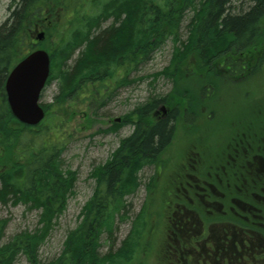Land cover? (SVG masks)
I'll return each mask as SVG.
<instances>
[{
	"label": "trees",
	"instance_id": "obj_1",
	"mask_svg": "<svg viewBox=\"0 0 264 264\" xmlns=\"http://www.w3.org/2000/svg\"><path fill=\"white\" fill-rule=\"evenodd\" d=\"M8 10L0 23V204L36 211L38 220L34 230L6 238L8 220L0 219V264H14L20 256L29 264H144L141 255L159 262L150 238L152 212L146 206L115 246L118 224L129 219L126 200L139 189L144 168L162 165L160 157L179 125L191 127V118L206 116L204 93L224 83V68L231 64L238 70L242 64L236 61L253 59L264 43V0H250L246 6L235 0H11ZM189 13L187 38L180 41ZM39 28L44 39L36 43ZM168 40L174 49L158 77L172 85L170 93L150 98L120 121V126H133L131 135L119 142L107 163L93 169V195L67 233L60 255L40 261L39 249L66 209L77 178L63 166L62 120L52 111L80 96L94 98L97 84L106 94L114 82L118 87L135 82L130 74ZM38 48L49 53L46 86L55 80L57 93L52 103L41 104L44 119L31 127L11 114L4 86L10 70ZM188 77L200 85L180 87ZM159 106L170 110L160 121L153 115ZM154 178L148 190L154 188Z\"/></svg>",
	"mask_w": 264,
	"mask_h": 264
},
{
	"label": "flooded vegetation",
	"instance_id": "obj_2",
	"mask_svg": "<svg viewBox=\"0 0 264 264\" xmlns=\"http://www.w3.org/2000/svg\"><path fill=\"white\" fill-rule=\"evenodd\" d=\"M258 48L252 60L236 61L238 70L226 66L223 78L250 97L258 122L216 143L185 141L170 158L178 171L156 174L166 206L151 229L159 262L150 264H264V43ZM169 112L153 115L160 121Z\"/></svg>",
	"mask_w": 264,
	"mask_h": 264
},
{
	"label": "rangeland",
	"instance_id": "obj_3",
	"mask_svg": "<svg viewBox=\"0 0 264 264\" xmlns=\"http://www.w3.org/2000/svg\"><path fill=\"white\" fill-rule=\"evenodd\" d=\"M249 2L250 0H235L236 5L242 3L246 6ZM10 3L11 0H0V23L9 16ZM190 15L189 13L181 24L180 41H185L187 38V24ZM55 40L56 36L55 39L54 36L50 38L51 42ZM45 43L44 46L47 44ZM173 46L174 44L168 40L154 52L146 64L138 68L136 73H131L129 79H136L135 82L119 87V84L114 82L112 87L107 88L106 94L103 93V90H99V84H97L98 90L94 98L85 100L84 96H80L69 106L52 111L53 115L62 120L60 127L65 146L62 153L63 166L75 171L77 178L74 183L73 194L67 200L66 209L56 220V225L39 249L40 261L48 262L60 255L67 233L77 226L81 219L82 208L93 195L95 188V180L91 176L93 169L107 163L119 147V142L131 133L133 129L131 124L120 126L118 122L126 120L125 118L130 113H133L139 106L148 103L150 98H163L170 93L172 85L163 77H158V74L168 67ZM199 85L198 79L188 77L179 86L196 89ZM238 86L236 87L238 88ZM236 87L234 89L220 82L216 88H206L208 89H205L206 92L204 93V96L208 95V99L206 102L204 101L206 116L198 119L196 117L191 118V127L179 125L174 133L170 148L166 152L167 159H163L160 166H149L141 171L139 189L126 200L127 204L130 205L129 219L118 224L114 235L116 247L127 236L132 227V221L143 210L144 206L147 207V212H152L150 223L154 226L160 225L165 214L163 208L166 205L162 206L161 200L155 194L159 184L156 174L160 170V177H164L168 173L178 171L177 165L173 167L170 158L177 155L185 143H216L222 135L223 141L225 135L243 129L249 122L253 124L258 122L250 97L243 98L238 91L240 89ZM218 88L219 90H217ZM56 93L57 82L53 80L43 89L40 103L49 105ZM159 107L156 109L157 112ZM208 112H213L211 119H208ZM159 113L161 114L160 111ZM131 119L134 121L133 118ZM115 128H117L116 131ZM152 178L156 179L155 186L148 190L147 184ZM153 184L154 180L151 181L150 185L153 186ZM0 219L8 220L5 237L10 238L21 231L34 230L37 226L38 212H26L21 205L12 206L8 204L4 206L0 204ZM102 243V252L105 253L107 244L104 240ZM153 250L157 251L154 247ZM140 259L144 260V264H150L152 260L147 259L144 255H141ZM14 264L29 263L25 257L20 256Z\"/></svg>",
	"mask_w": 264,
	"mask_h": 264
},
{
	"label": "water",
	"instance_id": "obj_4",
	"mask_svg": "<svg viewBox=\"0 0 264 264\" xmlns=\"http://www.w3.org/2000/svg\"><path fill=\"white\" fill-rule=\"evenodd\" d=\"M43 37V33H39L36 39L41 41ZM49 74L50 57L42 49L32 51L10 70L4 86L6 101L20 123L36 126L43 120L40 96Z\"/></svg>",
	"mask_w": 264,
	"mask_h": 264
}]
</instances>
